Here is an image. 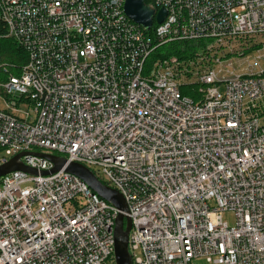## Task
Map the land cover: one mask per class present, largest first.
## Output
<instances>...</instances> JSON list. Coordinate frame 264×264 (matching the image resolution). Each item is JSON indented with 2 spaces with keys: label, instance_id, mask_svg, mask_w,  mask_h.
Listing matches in <instances>:
<instances>
[{
  "label": "built area",
  "instance_id": "1",
  "mask_svg": "<svg viewBox=\"0 0 264 264\" xmlns=\"http://www.w3.org/2000/svg\"><path fill=\"white\" fill-rule=\"evenodd\" d=\"M125 1L0 0L28 54L0 82V164L39 152L90 168L128 204L133 264H264V69L242 61L264 58V0H145L167 12L148 31ZM184 41L208 43L160 52ZM22 161L38 174L0 177V264H116L119 210L65 170L42 175L49 160Z\"/></svg>",
  "mask_w": 264,
  "mask_h": 264
},
{
  "label": "water",
  "instance_id": "2",
  "mask_svg": "<svg viewBox=\"0 0 264 264\" xmlns=\"http://www.w3.org/2000/svg\"><path fill=\"white\" fill-rule=\"evenodd\" d=\"M125 12L132 21L142 26L147 31L151 29L154 20L161 23L167 13L165 9H161L156 13L154 9L146 4L145 0H126ZM26 155L40 156L53 164V167L49 171H42V175H49L65 170L79 177L95 194L105 199L119 210V214L115 219L114 228L116 264H133L128 249L132 220L128 216V204L122 194L103 183L87 166L78 162H71L64 156L51 153L21 152L6 163L0 164V177L13 171H24L29 174L37 175L38 172L36 169L26 165L22 161V157Z\"/></svg>",
  "mask_w": 264,
  "mask_h": 264
},
{
  "label": "trees",
  "instance_id": "3",
  "mask_svg": "<svg viewBox=\"0 0 264 264\" xmlns=\"http://www.w3.org/2000/svg\"><path fill=\"white\" fill-rule=\"evenodd\" d=\"M146 2H149V0H146ZM5 33V27L0 22V65L6 62V64H3V66L1 65L2 67L0 66V69L3 67H8L11 70L13 69L17 75H20L23 66L28 61V54L25 49L17 44L14 40L6 38ZM207 43V41H184L170 43L163 46V52L165 56L176 55L181 59H185L193 57L196 53L203 51ZM258 46L259 45H255L254 47ZM160 50H162V48ZM101 180L106 184L103 179Z\"/></svg>",
  "mask_w": 264,
  "mask_h": 264
},
{
  "label": "rangeland",
  "instance_id": "4",
  "mask_svg": "<svg viewBox=\"0 0 264 264\" xmlns=\"http://www.w3.org/2000/svg\"><path fill=\"white\" fill-rule=\"evenodd\" d=\"M156 26H157V22L154 23V27H156ZM256 42L257 43L264 42V39L257 40ZM236 45L239 46L238 44H236ZM160 52H163V48H162V50H160ZM195 53H193V54H195ZM221 53H224V52H221ZM247 54H248L247 55V58H244L242 60L243 63H244V61L247 62V59H250V60H252V65L254 67V71L255 72H259L261 69H264V58L261 59V60H259V61H255V60H253V56H254V52L253 51H251V52H249ZM240 59L241 58H239V57L236 56V58H235L234 61H236V62L239 63V62H241ZM3 64H6V62H4ZM3 64H1V65L3 66ZM246 67H248V63H245V65L243 67H239V73L242 72V68L244 70H246L247 69ZM3 68L8 69L10 72L9 73L8 72H5ZM3 68L0 69V82H2V83L7 82L9 80L10 74H16V72L13 69L11 70L8 67H3ZM181 90H182V93L184 95H186V96H188L190 98H193L196 102L199 101L200 94H199L198 87H195V86L194 87H192V86H183L181 88ZM28 107H29V104L28 103H24V104H22L21 109H18V110L16 108H11V109H12V111L17 116L21 117V116L24 115V111L27 110ZM8 108L9 107H8V104H7L6 100L3 97H0V109H8ZM73 203H75V202H73ZM222 217H223V220L225 222H227L229 225H231V226H234L235 225V223H236V217H235V214L234 213H232V212H224ZM198 263H203V261H199Z\"/></svg>",
  "mask_w": 264,
  "mask_h": 264
}]
</instances>
